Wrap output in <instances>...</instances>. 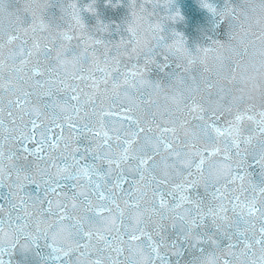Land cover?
<instances>
[{
  "label": "snow or ice",
  "instance_id": "6c2138e0",
  "mask_svg": "<svg viewBox=\"0 0 264 264\" xmlns=\"http://www.w3.org/2000/svg\"><path fill=\"white\" fill-rule=\"evenodd\" d=\"M95 3L0 0V264H264V33L199 0L227 39L189 49L174 0Z\"/></svg>",
  "mask_w": 264,
  "mask_h": 264
},
{
  "label": "water",
  "instance_id": "95a60500",
  "mask_svg": "<svg viewBox=\"0 0 264 264\" xmlns=\"http://www.w3.org/2000/svg\"><path fill=\"white\" fill-rule=\"evenodd\" d=\"M89 2L90 0H78L81 7ZM210 2L217 10H222L226 6L225 0H210ZM228 2L236 6L239 0H228ZM127 3L128 0H119V3L113 0V4H115L113 7L111 4H106L105 0H96L94 5L97 10L96 15L84 13L85 23L90 27L94 26L97 18H99L105 24H119L127 16ZM173 9L179 10L182 19L169 22L165 31L181 33L189 49H195L197 46H208L212 40L223 42L227 39V24H217L218 18L202 8L199 0H174ZM150 78L162 81L166 79L164 74L155 68L150 72ZM15 259L19 260L20 257L17 256Z\"/></svg>",
  "mask_w": 264,
  "mask_h": 264
},
{
  "label": "clouds",
  "instance_id": "9594fccd",
  "mask_svg": "<svg viewBox=\"0 0 264 264\" xmlns=\"http://www.w3.org/2000/svg\"><path fill=\"white\" fill-rule=\"evenodd\" d=\"M234 7L239 10V16L235 20H230V23L237 37H243L245 31L264 33V0H239ZM235 43L240 47L239 39ZM247 59L254 61L257 67L264 63V44L257 41Z\"/></svg>",
  "mask_w": 264,
  "mask_h": 264
}]
</instances>
